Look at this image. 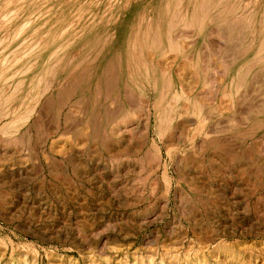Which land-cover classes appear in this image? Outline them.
Returning <instances> with one entry per match:
<instances>
[{"label": "rangeland", "instance_id": "obj_1", "mask_svg": "<svg viewBox=\"0 0 264 264\" xmlns=\"http://www.w3.org/2000/svg\"><path fill=\"white\" fill-rule=\"evenodd\" d=\"M9 1L0 0V21L8 10L14 15L8 23H0V74L13 64L7 65L11 56L9 62L14 61L16 71L35 59L50 62L59 73L53 88L31 104L32 99H25L33 95L27 91L29 80L22 86L23 75L17 74L14 85H21V92L17 88L15 98L8 101L15 88L7 86L4 71L0 75L4 94L0 93V113L11 112L0 118L6 121L1 125L15 109L19 114L35 110L13 130L0 125V194L5 196L0 203V264H264V57L260 59L264 56V0H220L222 11L226 6L223 15L220 9L209 15L199 13L194 27L178 26L190 36L182 42L187 54L180 56L178 64L169 63L173 91L179 89L177 67L197 59L201 68L193 75L195 81L192 74L183 75L191 92L190 101L184 102L192 106V97L198 95L207 103L205 112L213 114L217 124V141L203 146L204 135L194 140L187 130L175 154L165 155L160 168L153 166L149 147L137 155L114 156L128 143L120 129L135 113L142 114L141 99L160 80L151 68L153 63H148L153 69L150 74L144 66L140 69L131 63L127 37L152 23L156 29H165L177 8V14L187 13L191 19L193 0ZM194 2L195 6L198 0ZM199 17L204 26L199 25ZM84 48L86 53L92 49L93 58L66 65ZM244 62L252 65H246V80L237 89L233 74ZM105 68H109L106 73ZM74 81L78 83L72 87ZM222 84L228 89L224 91ZM157 98L152 97V104ZM87 103L91 106L86 111ZM222 106L226 108L220 110ZM106 108L116 114L108 123ZM90 116L99 130L87 123ZM156 127L152 105V129ZM106 135L114 139L108 150L103 143ZM22 137L27 142L5 145V139ZM165 163L172 179L170 191L163 178Z\"/></svg>", "mask_w": 264, "mask_h": 264}, {"label": "bare ground", "instance_id": "obj_2", "mask_svg": "<svg viewBox=\"0 0 264 264\" xmlns=\"http://www.w3.org/2000/svg\"><path fill=\"white\" fill-rule=\"evenodd\" d=\"M11 1L12 0H10L9 1V3H11ZM22 1V0H21ZM176 1H178V0H176ZM181 1H183V0H181ZM13 2V1H12ZM196 2H197V0H196ZM13 3H15V1L13 2ZM177 3V2H176ZM180 3H182V2H180ZM194 0H193V3H191V4H193V7H194V9H192L191 11L193 12L190 16V18L192 19H189L188 18V16H187V13H186V15H180V12L177 14V11H178V8L176 9L177 11L175 12H173L172 14H167V15H169V17L167 18V21H166V28L165 29H163V30H161L160 29V27L158 28V29H156L157 27L154 25V26H152V24L150 25V26H146V24H145V26H146V28H143V29H137L134 33H131L128 37H127V39H128V44H129V47L131 48L130 49V52H129V54H128V56H129V60L131 61V63L132 64H134L136 67H139L140 69H142V67L144 66L145 68H147L146 70L149 72V74H150V72L153 70H151V68H155V71H156V73L159 75V77H160V80H158V86L155 84V87H154V89H152V91L151 90H148V91H151L150 93H148V94H146V96L144 97V98H142L141 99V102L139 103V109L142 111V114H138V115H136L137 113H135V119L133 118L132 120H127L126 121V126L124 125V130L123 129H120V131L119 132H121V133H123V132H125L126 133V136H124V137H127V139H128V143L126 144V146L123 148V149H121L120 151H118L117 152V154H115L114 156H122V155H128V154H131V155H137V154H139L142 150H144L145 148H147V147H149V149H147L148 151H149V153H151V159L153 160V166H156L157 168H160L161 167V165H163V160L165 159L164 157H165V155H168V156H171L172 157V155H173V153L176 151V149H177V145L181 142V141H183L184 139H185V136H184V134L186 133V131L187 130H191V132H192V134L191 135H193V138L192 139H196L200 134H203L204 135V138H202L201 139V144L203 145V146H208L209 144H213L214 143V141H217V137H216V135H214L215 134V132H216V125L217 124H215L213 121H212V119H213V114L211 115L208 111L207 112H205L206 111V109H205V106H206V102L205 101H203L202 99H201V97H199L198 95H196V96H194V97H192V98H194V103L192 104V106H190L189 104H191V102L189 103V104H187L186 102H184V99L186 100V101H190V97H191V92H188L187 90H186V87H185V85H184V81H186V80H184V78H183V75L184 74H188V75H191L192 74V77H193V75L194 76H197V71H198V69L199 68H201V67H198V62L199 61H197V59H196V61H190V62H188V63H186V64H183V65H179L178 67H177V70H176V76H177V79H178V83L177 84H179V89L178 90H175V91H173V83H172V80H171V78H172V75H169V72H170V68H169V63H170V61H173V62H175V64H178V59L180 58V56H184V54L186 53L187 54V52H186V49H185V47L183 46V44H182V42H183V40L184 39H189L188 37L190 36V35H187L186 36V34H184V32H182V31H180L181 29L178 27L179 25H182V26H192V27H194L195 25V23H194V20L196 21L197 19H196V17L198 16V14L199 13H204V14H211V12L213 11V10H218L219 11V9H220V12H219V14L221 13L222 15L224 14L223 12L225 11V9H226V6H225V9H223L224 11H222L221 9H222V7L220 8V0H198V2L195 4V6H194ZM225 3H226V1H225ZM245 3V2H244ZM170 4V3H169ZM223 4H224V2H223ZM168 5V4H167ZM173 5V4H172ZM171 5V6H172ZM225 5V4H224ZM227 5V4H226ZM169 6V5H168ZM167 6V7H168ZM175 6V5H174ZM179 6H181V5H176V7H179ZM228 8V7H227ZM167 9V8H166ZM171 9V8H170ZM169 9V10H170ZM173 9H174V7H173ZM181 9V8H180ZM229 9V8H228ZM227 9V10H228ZM167 11V13L168 12H170V11ZM182 10V9H181ZM180 10V11H181ZM184 10V9H183ZM182 10V11H183ZM9 11V10H8ZM7 11V13L5 14V15H3L2 16V20L0 21V23L3 21L4 22V20H6L7 21V19H10V17H12V16H14V15H12V14H9V12ZM14 11V9L12 10V12ZM164 11V10H163ZM230 11V10H229ZM166 12V10L164 11V13ZM184 12V11H183ZM188 12V11H187ZM217 12V11H216ZM11 13V12H10ZM171 13V12H170ZM185 13V12H184ZM183 13V14H184ZM213 13V12H212ZM226 13H228V12H226ZM230 13V12H229ZM218 14V13H217ZM220 14V15H221ZM177 15H179V16H177ZM213 15V14H212ZM212 15H210V17H213ZM219 15V16H220ZM227 15V14H226ZM226 15H225V17L224 18H226ZM228 15H232V14H228ZM161 16V15H160ZM163 16V15H162ZM200 16V15H199ZM217 16V15H216ZM218 16V19L221 17H219ZM235 15H233L232 16V18H236V17H234ZM202 17V16H201ZM205 17H206V15H205ZM215 17V16H214ZM229 18L228 19H230V16H228ZM239 17V16H238ZM242 17V16H241ZM240 17V18H241ZM245 17V16H244ZM1 18V17H0ZM162 18V17H161ZM200 18V17H199ZM198 18V19H199ZM204 18V17H203ZM207 18V17H206ZM231 18V19H232ZM208 19H210L209 17H208ZM227 19V18H226ZM237 19V18H236ZM164 20V19H163ZM201 20V18L198 20V21H200ZM204 20V19H203ZM207 20V19H206ZM216 20V19H215ZM220 20H223V19H220ZM225 20V19H224ZM223 20V21H224ZM233 20V19H232ZM5 21V22H6ZM9 21V20H8ZM8 21H7V23H8ZM91 21V20H90ZM197 21V22H198ZM205 21V20H204ZM211 21H212V19H211ZM210 21V22H211ZM228 21V20H227ZM231 21V20H230ZM236 21V20H235ZM158 21H156V24H158L157 23ZM159 22H160V19H159ZM165 22V21H164ZM201 22V21H200ZM207 22V21H206ZM219 22V21H218ZM217 22V23H218ZM226 22V21H225ZM237 22V21H236ZM238 22H239V20H238ZM145 23V22H144ZM147 23V22H146ZM209 23V22H208ZM232 23H234V20L232 21ZM245 23V22H244ZM3 24V23H2ZM1 24V25H2ZM25 24V23H24ZM29 24V22H27V25ZM142 24V23H141ZM203 25L204 26V24H203V21L199 24V25ZM226 26H228L229 27V25H228V23H224ZM223 24V22H222V25H224ZM236 24V23H235ZM4 25V24H3ZM6 25V24H5ZM26 25V24H25ZM142 25H144V24H142ZM142 25H140V26H142ZM164 25V24H163ZM194 25V26H193ZM198 25V24H197ZM237 25V24H236ZM241 25V24H240ZM248 25H249V23H248ZM152 26V27H151ZM158 26V25H157ZM165 26V25H164ZM233 26V25H232ZM247 26V25H246ZM246 26L242 29V30H246ZM66 27V26H65ZM155 29H154V28ZM163 27V26H162ZM198 27H200V26H198ZM202 27V26H201ZM200 27V28H201ZM224 27V26H223ZM239 27H243V25H241V26H239ZM239 27L237 28L238 30H240L239 29ZM249 27H251V25H249ZM164 28V27H163ZM178 28L180 29V30H178ZM200 28H199V30H200ZM233 28H235V26L233 27ZM264 28V27H263ZM262 28V29H263ZM95 29V28H94ZM228 29V28H227ZM231 29H232V27H231ZM251 29V28H250ZM19 30H21V29H19ZM184 30V29H183ZM196 30V29H195ZM194 30V31H195ZM236 30V29H235ZM226 31V30H225ZM233 31V30H232ZM186 32V31H185ZM189 32V31H188ZM215 32V31H214ZM231 32V31H230ZM237 32V31H236ZM264 32V31H263ZM192 33V32H191ZM194 33V32H193ZM241 33V32H240ZM250 33H252V32H250ZM195 34V33H194ZM196 34H197V32H196ZM195 34V35H196ZM236 34H239V32L238 33H236ZM198 35V34H197ZM245 35V34H244ZM244 35H243V37H244ZM113 36V35H112ZM95 37V36H94ZM93 38V37H92ZM118 38V37H117ZM116 38V39H117ZM192 38H194V36L192 37ZM233 38H235V37H233ZM238 37H236V39H237ZM245 38V37H244ZM95 39V38H94ZM238 39H240V38H238ZM241 39H243V38H241ZM251 39V38H250ZM96 40V39H95ZM235 40V39H234ZM246 40V39H245ZM254 40V39H253ZM89 41V40H88ZM92 41H93V39H92ZM189 41V40H188ZM238 41H240V40H238ZM39 42V41H38ZM90 42V41H89ZM94 42V41H93ZM96 42V41H95ZM109 42V41H108ZM189 42H191V41H189ZM243 42V41H242ZM262 42V41H261ZM235 43V42H234ZM240 43H241V41H240ZM248 43V42H247ZM90 44V43H89ZM95 43H93L92 45H94ZM96 44H97V42H96ZM193 44V43H192ZM191 44V45H192ZM195 44V43H194ZM237 44V43H236ZM36 45H38V44H36ZM191 45H189L190 46V48H191ZM234 45V44H233ZM239 45V44H238ZM249 45V44H248ZM253 45V44H252ZM99 46V45H98ZM106 46V45H105ZM194 46V45H193ZM196 46V45H195ZM194 46V47H195ZM35 47H37V46H35ZM34 47V48H35ZM96 47V46H95ZM108 47V46H107ZM106 47V48H107ZM193 47V48H194ZM245 47V46H244ZM262 47H264L263 46V44H262ZM31 48V47H30ZM30 48H28V49H30ZM89 48V47H88ZM91 48V47H90ZM92 48H93V46H92ZM99 48V47H98ZM100 48H101V46H100ZM100 48H99V50H100ZM193 48H192V50H193ZM251 48V47H250ZM261 48V47H260ZM27 49V50H28ZM234 49V48H233ZM241 49H242V47H241ZM264 48H262L261 50H263ZM35 50H36V48H35ZM92 49H90V51H91ZM29 51H31V50H28V52ZM85 52V48L83 49V50H81V52H79V53H76L75 55H73L71 58H70V60L68 61V63H66V65H70V64H73V66H74V63H76L77 65L78 64H80V63H82L83 61H85L86 59L88 60L90 57H92V53L91 52ZM98 51V50H97ZM236 51V50H235ZM243 51L244 50H242V53H243ZM95 52V51H94ZM231 52V51H230ZM237 52V51H236ZM119 53H121V51L119 52ZM128 53V52H127ZM190 53V52H189ZM196 53H198V52H196ZM238 53V52H237ZM240 53H241V51H240ZM241 53V54H242ZM245 53V52H244ZM258 53H260V52H258ZM262 53V52H261ZM24 54V53H23ZM28 54H30V53H28ZM34 54V53H33ZM95 54V53H94ZM118 54V53H117ZM194 54V53H193ZM199 54V53H198ZM240 54V55H241ZM257 54V53H256ZM102 55V54H101ZM191 55H192V53H191ZM230 55V54H229ZM236 55V54H235ZM121 56V55H120ZM119 56V57H120ZM156 56H159L161 59H159V60H157L156 59ZM200 56V55H199ZM199 56H198V58H199ZM262 56V57H261ZM260 57V59H262L264 56L263 55H261ZM12 57V56H11ZM10 57V58H11ZM95 57V56H94ZM186 57H187V55H186ZM206 57V56H205ZM230 57V56H229ZM241 57V56H240ZM259 56L257 55V58H258ZM9 58V59H10ZM15 58V57H14ZM24 58V57H23ZM61 58V57H60ZM59 58V59H60ZM93 58V57H92ZM100 58V57H99ZM181 58H184V57H181ZM191 58V57H190ZM228 58V57H227ZM226 58V59H227ZM256 58V59H257ZM9 59L7 60L8 61V63L9 64H7V65H10V63H12L13 62V64H11L9 67L7 66V70L5 71V70H3L4 71V74H5V81L7 82V86L8 87H11L12 85H14V84H16L17 85V80H16V82L14 83V81H15V78L19 75V74H22L23 75V79L21 80V84H22V86L27 82V80H29V82L28 83H26V85H27V88H28V90L27 91H29L30 90V94H31V91H33V95L31 94V97L30 98H25L26 100L28 99H32V100H29V104H31L34 100L36 101H38V100H40L39 99V97L41 98V96L42 95H44L46 92H48L50 89H52L53 88V86H54V84H55V82L57 81V78H58V71H57V67H55V65H52V64H50V62H48V63H45V62H39V60H35V59H31V60H33V61H31V62H25V64H21V67L19 68V70H15V63H14V61H10L9 62ZM12 59V58H11ZM15 59H20V57L19 58H15ZM14 59V60H15ZM28 59V58H27ZM58 59V60H59ZM222 59V58H221ZM237 59V58H236ZM55 60V59H54ZM78 60V61H77ZM191 60V59H190ZM200 60V59H199ZM252 60V59H251ZM258 60V59H257ZM61 61V60H60ZM74 61H77V62H74ZM90 61V60H89ZM95 61H96V58H95ZM111 61V60H110ZM182 61V60H181ZM250 61V60H249ZM248 61V62H249ZM253 61H256L255 60V58L253 59ZM263 61V60H262ZM1 63L3 62V60L2 61H0ZM15 62H16V60H15ZM24 62V61H23ZM117 62V61H116ZM153 63L152 65H153V67H151V68H149V65H148V63ZM223 62V61H222ZM256 62H258V61H256ZM5 63H7V62H5ZM18 63V62H17ZM54 63V62H53ZM64 63V62H63ZM91 63V62H90ZM97 63V62H96ZM113 63V62H112ZM129 63V62H128ZM203 63V62H202ZM3 64V63H2ZM1 64V65H2ZM59 64H62V63H59ZM93 64H95V63H93ZM108 64V63H107ZM116 64V63H115ZM114 64V65H115ZM171 64H172V62H171ZM249 64V63H248ZM63 65V64H62ZM112 65V64H111ZM151 65V66H152ZM246 62H244V64L243 65H240L239 67H238V69L236 70V72H235V74H233L232 76H233V78H232V81H235L236 80V83H238L239 82V84H238V88L237 89H239V87L243 84V81H244V79L246 78ZM252 65V63H250V65H247V66H251ZM254 66H255V64H253ZM57 66H58V63H57ZM60 66V65H59ZM76 66V65H75ZM204 66V65H203ZM253 66V67H254ZM5 67V66H4ZM65 67V66H64ZM72 67V66H71ZM77 67V66H76ZM197 67H198V69H197ZM207 67V66H206ZM252 67V68H253ZM1 68V67H0ZM59 68V67H58ZM60 68H62L61 66H60ZM110 68H111V66H110ZM65 69V68H64ZM63 69V70H64ZM88 69H89V67H88ZM87 69V70H88ZM91 69H93L92 67H91ZM106 69V71H105V73L107 72V70L109 69H107V68H105ZM137 69V68H136ZM248 69H250V68H248ZM86 70V71H87ZM3 71H2V74H3ZM59 71H62V70H60L59 69ZM69 71V70H68ZM73 71V70H72ZM75 71H76V69H75ZM110 71V70H109ZM108 71V72H109ZM114 71V70H113ZM203 71H204V69H203ZM248 71V70H247ZM251 71V70H250ZM92 73V71H89V73ZM230 72V71H229ZM229 72H228V74H229ZM71 73V72H70ZM88 73V74H89ZM103 73V72H102ZM111 73V72H110ZM117 73V72H116ZM205 73V72H204ZM249 73V72H248ZM247 73V74H248ZM2 74H0L1 76H3ZM18 74V75H17ZM31 74V76L30 77H28L29 75ZM69 74V73H68ZM81 74V73H80ZM84 74V73H83ZM112 74V73H111ZM147 74V73H146ZM17 75V76H16ZM72 75V74H71ZM98 74H96V76H97ZM118 75V74H117ZM200 75V74H199ZM230 75V74H229ZM248 75H250V74H248ZM1 76H0V79H1ZM89 76V75H88ZM112 75H110V77H111ZM131 76V75H130ZM149 76V75H148ZM22 77V76H21ZM76 77V76H75ZM101 77V76H100ZM105 77V76H104ZM108 77V76H107ZM185 77V76H184ZM212 77V76H211ZM29 78V79H28ZM63 78V77H62ZM77 78V77H76ZM83 78V77H82ZM81 78V79H82ZM190 78V77H189ZM194 78V80L193 81H195V77H193ZM205 78V77H204ZM21 79V78H20ZM65 79H66V77H65ZM79 80H80V78H78ZM77 79V80H78ZM89 79V78H88ZM87 79V80H88ZM91 79V78H90ZM99 79V78H98ZM110 79V78H109ZM157 79H158V77H157ZM186 79V78H185ZM201 79V78H200ZM240 79V81H237V80H239ZM67 80V79H66ZM87 80H86V82H87ZM97 80V79H96ZM100 80V79H99ZM105 80H106V78H105ZM112 80V79H111ZM110 80V81H111ZM199 80V79H198ZM205 80V79H204ZM213 80V79H212ZM221 80V79H220ZM246 80V79H245ZM62 81V80H61ZM63 81H64V79H63ZM62 81V82H63ZM81 81V80H80ZM101 81V80H100ZM115 81H116V79H115ZM114 81V82H115ZM156 81V80H155ZM190 81V80H189ZM231 81V82H232ZM75 82H77L78 83V81H74V84H73V86L72 87H75L74 85H75ZM97 82V81H96ZM99 82V81H98ZM97 82V83H98ZM105 82V81H104ZM107 82V81H106ZM113 82V81H112ZM128 82V81H127ZM188 82V81H187ZM199 82V81H198ZM222 82H223V80H222ZM245 82V81H244ZM61 83V82H60ZM72 83V82H71ZM116 83V82H115ZM115 83H112V84H115ZM126 83V82H125ZM191 84H193V83H191ZM198 84V83H197ZM62 85V84H61ZM69 85H70V83H69ZM79 85V84H78ZM100 84L98 83V86H99ZM126 85H127V83H126ZM125 85V86H126ZM193 85H195V84H193ZM223 86H224V84H222ZM226 85V84H225ZM244 85H246V84H244ZM21 86V85H20ZM19 85L18 86H16V88H15V85L13 86V89L15 88V90H12V92H10L11 94L9 95L8 94V101H11V100H13L14 98H15V96H16V94H17V88L18 87H20ZM77 86V85H76ZM89 86V85H88ZM101 86V85H100ZM108 86H110L111 87V85L109 84ZM113 86V85H112ZM175 86V85H174ZM189 86V85H188ZM69 87H71V86H69ZM80 87H82V86H80ZM87 87V86H86ZM85 87V88H86ZM105 87H107V86H105ZM130 87H132V86H130ZM173 87V88H172ZM230 87H232V84H231V86ZM89 88V87H88ZM117 88H119V87H117ZM125 88H128L127 86L125 87ZM150 88V87H149ZM176 88V87H175ZM190 88V87H189ZM223 88V87H222ZM4 89V88H3ZM6 90H7V88H5ZM19 89V88H18ZM60 89H61V87H60ZM66 89V88H65ZM68 89H70V88H68ZM96 89H97V87H96ZM192 89V88H191ZM228 88H227V86H224V91L225 90H227ZM25 90V89H24ZM71 90H74L73 88L71 89ZM103 90H104V88H103ZM128 90V89H127ZM131 90V89H130ZM129 90V91H130ZM134 90V88L132 89V91ZM230 90V89H229ZM228 90V91H229ZM19 91H20V89H19ZM18 91V92H19ZM26 91V90H25ZM27 91H26V93H27ZM107 90H105V92H106ZM110 91H111V89H110ZM125 91V90H124ZM132 91H130V92H128V93H131ZM21 92V91H20ZM63 92H65L64 90H63ZM75 92V91H74ZM73 92V93H74ZM92 92V91H91ZM98 92V91H97ZM107 92H109V89H108V91ZM198 92V91H197ZM230 92H231V90H230ZM1 93V92H0ZM69 93H71L72 94V92L71 91H69ZM110 93V92H109ZM134 93V92H133ZM205 93V92H204ZM237 93V92H236ZM241 93V92H240ZM2 94V93H1ZM64 94V93H63ZM71 94H70V96H71ZM98 94V93H97ZM199 94V93H198ZM2 95H4V94H2ZM73 95V94H72ZM95 95H96V93H95ZM107 95H110V94H107ZM132 95V94H131ZM138 95V94H137ZM137 95H136V97H137ZM157 96L158 98H157V100H155L156 102H154L153 104H152V97L153 96ZM237 95V94H236ZM6 96H7V94H6ZM66 96H67V94H66ZM86 96V95H85ZM84 96V97H85ZM129 96H130V94H129ZM128 96V97H129ZM134 96L135 95H133V98H134ZM225 96H227V95H225ZM238 96V95H237ZM5 97V96H4ZM52 97V96H51ZM59 97V96H58ZM84 97H83V99H84ZM98 97V96H97ZM100 97V96H99ZM98 97V98H99ZM108 97V96H107ZM238 97H240V96H238ZM45 98H47V97H45ZM69 98V97H68ZM86 98V97H85ZM130 98V97H129ZM132 98V97H131ZM130 98V100H132ZM237 98V97H236ZM243 98V97H242ZM246 98V97H245ZM5 99V98H4ZM62 99V98H61ZM81 99H82V97H81ZM82 99V100H83ZM113 99V98H112ZM135 99V98H134ZM240 99H241V97H240ZM1 100H2V98H1ZM44 100V99H43ZM129 100V99H128ZM4 101V100H3ZM2 101V102H3ZM8 101L6 102V103H8ZM48 102H50L49 101V99L47 100ZM135 101V103H136V99L134 100ZM192 101V100H191ZM232 101V100H231ZM46 102V101H45ZM132 102V101H131ZM240 102V101H239ZM238 102V103H239ZM244 102V101H243ZM1 103V102H0ZM5 103V104H6ZM78 103V102H77ZM86 103V102H85ZM95 103V102H94ZM111 103V105H112V103L113 102H110ZM125 103V102H124ZM134 103V104H135ZM138 103V102H137ZM242 103V102H241ZM4 104V105H5ZM43 104V103H42ZM47 104V103H46ZM45 104V105H46ZM50 104H51V102H50ZM91 103H87V107L85 108V110L87 111L88 109H90V105ZM133 104V103H132ZM10 104H8V106H9ZM33 105H35L34 103H33ZM78 105H79V103H78ZM108 105V104H107ZM130 105V104H129ZM152 105H153V107H154V109H155V112H156V119H157V127H156V129L154 128V129H152ZM11 107H12V105H10ZM9 106V107H10ZM36 106V105H35ZM76 106V105H75ZM94 106V105H93ZM106 106V105H105ZM109 106V105H108ZM107 106V107H108ZM120 106V105H119ZM123 106V105H122ZM121 106V107H122ZM137 106V105H136ZM238 106H240L241 107V105L239 104ZM0 107H2V106H0ZM3 107H5L6 108V106H3ZM8 107V109H7V111H9V109L11 108H9ZM50 107V106H49ZM74 107V106H73ZM96 107V106H95ZM100 107V106H99ZM245 107V106H244ZM257 107V106H256ZM25 108H27L28 109V107H25ZM35 108V107H34ZM126 108V107H125ZM224 108H226V106H222V108L220 109V110H222V109H224ZM32 109V108H31ZM30 109V110H31ZM48 109V108H47ZM120 110H121V108H119ZM214 109V108H213ZM242 109V108H241ZM16 111H14V113L12 114V117L10 118V120H8V122L7 123H5V124H3V125H1V123L3 122L4 123V121L2 120V119H0V125L1 126H3V128H5L6 127V129H8V128H10V129H12V126L14 127L16 124H17V127H18V123H20V124H22L21 122H25V121H27L28 120V118H29V114L30 113H33V110H31L30 112H29V114H27L28 113V111L26 112V111H24V112H22L21 114H19L18 112H20V111H18L17 109H15ZM99 110V109H98ZM112 109H109L108 111H107V108H106V111H107V113H106V121H107V123L108 122H110V121H112L113 119H114V117H115V113L113 112V111H111ZM133 110V109H132ZM4 111V110H3ZM11 111V110H10ZM9 111V112H10ZM35 111V110H34ZM74 111V110H73ZM138 111V110H137ZM241 111V110H240ZM252 111V110H251ZM26 112V113H25ZM37 112V111H36ZM85 112V111H84ZM83 112V113H84ZM124 112H126V110L124 111ZM245 112V111H244ZM260 112V111H259ZM261 112H263V111H261ZM11 113V112H10ZM10 113H8V112H3V113H0V118L1 117H7ZM74 113V112H73ZM86 113V112H85ZM92 113V112H91ZM219 113V112H218ZM220 114V113H219ZM84 115V114H83ZM92 117H93V115H94V113H93V115L92 114H90ZM251 115V114H250ZM89 116V115H88ZM90 116V118H86L87 119V123L91 126V128H92V130H94V131H96V127H97V122L95 121V120H93V118ZM121 116V115H120ZM124 116V115H123ZM131 116V115H130ZM154 116V115H153ZM31 117V116H30ZM33 117V116H32ZM68 117V116H67ZM238 117V116H237ZM38 118H40V117H37V120H39ZM69 118V117H68ZM118 118V117H117ZM124 118H125V116H124ZM124 118H121V120H123ZM198 120H197V119ZM245 117H243V119H244ZM95 119H96V116H95ZM100 119H101V117H100ZM66 120H69V119H66ZM97 120V119H96ZM195 120H197V123H196V125H194V126H192L191 127V125H193L194 124V122H196ZM36 121V120H35ZM86 121V120H85ZM155 121V120H154ZM6 122V121H5ZM99 122V121H98ZM241 122V121H240ZM259 122V121H258ZM86 123V122H85ZM98 124H100V123H98ZM113 124V123H112ZM254 124H256V123H254ZM74 125V124H73ZM257 125V124H256ZM71 126V125H70ZM86 126H88V125H86ZM120 126V125H119ZM16 127V126H15ZM28 127V126H27ZM89 127V126H88ZM154 127V126H153ZM252 127V126H251ZM0 128H2V127H0ZM99 128H100V126H99ZM99 128L97 127V130H99ZM253 128H255V127H253ZM29 130H30V128H28ZM252 129V128H251ZM250 129V130H251ZM1 130H3V129H1ZM13 130V129H12ZM19 130V129H18ZM105 130V129H104ZM118 130H119V128H118ZM4 131V130H3ZM9 131V130H8ZM28 131V130H27ZM252 131V130H251ZM11 132H13V131H11ZM104 132V131H103ZM190 132V131H189ZM249 132V131H248ZM7 133V132H6ZM8 133H10V132H8ZM105 133V132H104ZM135 133H138V135H136V136H134V134ZM188 133V132H187ZM5 134V133H4ZM11 134H13V133H11ZM29 134V133H28ZM31 134V133H30ZM95 134H97V133H95ZM99 134V133H98ZM98 134H97V136H98ZM218 134V133H217ZM243 134H244V132H243ZM25 135H26V133H25ZM93 135V134H92ZM112 135V134H111ZM125 135V134H124ZM152 135H154V137H152ZM11 136V135H10ZM28 136V135H27ZM102 136H103V134H102ZM9 137V136H8ZM94 137V136H93ZM241 137V136H240ZM105 139H104V144H106L105 146H106V148H107V150H108V147L109 146H112V143H113V141H114V139H113V137L111 138V136H108V135H106L105 137H104ZM190 138H191V136H190ZM29 139H30V137H29ZM102 139V141H103V138H101ZM220 139V138H219ZM218 139V140H219ZM26 139L24 138L23 139V137L20 139V138H13V139H9V140H7V139H5V145H7V146H9V145H13V146H15V144L17 143V145H18V142H27V141H25ZM197 140V139H196ZM228 140V139H227ZM220 141V140H219ZM218 141V142H219ZM22 142V143H23ZM123 142H125V141H123ZM160 143H162L163 144V146H164V148H165V150H166V152H164L163 151V148H162V146H161V144ZM228 143H230V142H228ZM223 145V144H222ZM221 145V146H222ZM226 145V144H225ZM21 146V145H20ZM3 147V146H2ZM28 147H29V145H28ZM215 148V146L212 148V149H214ZM216 148H218V146L216 147ZM223 149V148H222ZM221 149V150H222ZM225 149V148H224ZM28 150V149H27ZM147 150H146V152H147ZM222 151H224V150H222ZM227 152V151H226ZM112 153V152H111ZM175 154V153H174ZM113 155V154H112ZM148 155V154H147ZM149 156V155H148ZM149 158V157H148ZM149 160V159H148ZM151 160V161H152ZM180 160V159H179ZM151 161H150V163H151ZM184 161V160H183ZM185 164V163H184ZM154 169H155V167H154ZM159 170V169H158ZM179 171V170H178ZM163 178H164V181H165V185H166V189H167V191H170V189H172L171 187H172V179H171V177H170V175H169V166L167 165V163H165L164 164V171H163ZM2 179V178H1ZM170 193V192H169ZM166 196V195H165ZM4 195L2 194H0V203L1 202H3V200H4ZM168 197V196H167ZM166 199V198H165Z\"/></svg>", "mask_w": 264, "mask_h": 264}]
</instances>
